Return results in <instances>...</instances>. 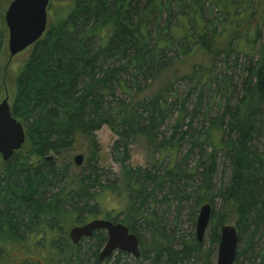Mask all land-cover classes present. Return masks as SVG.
I'll return each instance as SVG.
<instances>
[{"label":"trees","instance_id":"obj_1","mask_svg":"<svg viewBox=\"0 0 264 264\" xmlns=\"http://www.w3.org/2000/svg\"><path fill=\"white\" fill-rule=\"evenodd\" d=\"M206 1L221 13L219 31L216 20L214 26L203 21ZM256 1L74 0L72 6L56 11L55 20L31 46L30 56L16 78L11 108L26 128L23 148L28 150L21 153L20 149L5 161L0 177V264H43L30 257L12 261L7 249L9 245L22 248L21 243L39 235L41 244L48 242L56 250V255L46 257L44 264H103L105 259L100 260L99 255L108 239L104 229L86 237L95 239L93 261L88 251L82 252L81 242L73 243L68 232L71 225L98 218L97 198L101 193L91 192V186L100 185L103 191L110 188L101 182L96 160L89 159L91 170L79 178V188L67 189L69 186L64 184L55 193L45 188L53 184L51 176L58 171L53 164L46 168L52 159L48 154L72 147L79 134L94 136L105 124L119 135L113 151L131 176L127 183L130 202L122 210L124 217L116 216L113 221L124 223L138 235L139 258L149 259L150 264H190L197 258L212 263L213 250H205L204 241L193 235L191 241L183 240L181 247L175 246L155 215L154 204L160 201L156 190L169 179L180 203L183 196H191L185 186L177 183L187 174H194L183 169L174 156L184 141L190 144L186 159L198 147L203 156L194 167L204 168L197 204L211 203V219L220 227L232 207L237 213L239 242L234 264H245L249 251L251 257H264V247L255 251L257 236L264 235V147L259 144L264 135V32L259 25L251 24L257 15ZM244 25L249 29L241 33ZM260 37L263 40L257 46ZM196 50L213 54L225 67L231 62L239 64L235 52L248 57L240 68L239 82L224 73V85L219 86L223 95L220 114L212 116L203 110L200 95L187 123L186 98L179 101L174 88L180 79L177 74L152 95L138 96L149 80L151 89L165 72H177L174 65L180 53L185 57ZM190 77L196 78L195 74ZM176 110V119L168 126L170 135L159 139L161 127L168 124L169 114ZM195 122H201L200 129ZM138 135L160 154L163 152V158L153 163L159 172L164 158L174 156L164 173L127 165L128 144ZM204 145L211 151L206 152ZM219 150L227 153L231 173L214 193ZM34 158L38 163L32 162ZM60 173L69 176L68 168ZM215 194L229 206L221 215L214 214ZM92 199L96 204L90 203ZM146 206L152 208L147 215ZM141 227L153 229L150 241H142ZM212 236L219 243L217 227ZM127 254L118 250L117 260Z\"/></svg>","mask_w":264,"mask_h":264},{"label":"rangeland","instance_id":"obj_2","mask_svg":"<svg viewBox=\"0 0 264 264\" xmlns=\"http://www.w3.org/2000/svg\"><path fill=\"white\" fill-rule=\"evenodd\" d=\"M12 0H0V101L8 98L10 105H12L15 92H16V78L17 75L25 64L27 59L30 56L31 46L25 49L24 51L12 56L9 50V30L6 24L5 15L8 10ZM74 0H51L49 10H48V23L55 20L56 11L64 6L71 5ZM257 15L255 19L251 22L252 27L255 25H259V28L264 32V0H257ZM72 6V5H71ZM204 16L203 21L209 26L211 23L214 26L213 21L216 20L217 31L222 29L220 25V12L211 7L208 1L205 2L204 6ZM248 25H244L240 32H246L248 30ZM206 30L208 28L206 27ZM224 36H222L223 38ZM263 38H257V46H259L262 42ZM242 41V40H241ZM2 43V44H1ZM190 47V46H189ZM214 49V48H213ZM190 51L184 57L182 53H180L178 57V63L174 65L175 70H170L165 72L159 79H157L152 88L148 89L150 84V80L146 84L145 90L142 94L138 96L152 95L153 91L155 92L163 85L167 83V79L176 78L175 75H180V79H178L174 85L175 90L179 93L182 101L186 98V112L187 119L186 122L190 121L192 116V111L195 106V102H197L198 98L202 97V105L203 110H207L210 115L216 116L221 113V99L222 92L219 90V86L224 85L223 78L225 77L224 73L227 75H231L234 78L235 82L240 81V68L241 66L247 62L248 57L244 54L234 53V56H238L239 64L236 66L232 62L230 66L225 67L223 61H221L218 57L215 58L213 54L207 52H201L196 50L195 52ZM170 55H173L171 52ZM222 57V55H221ZM216 60V61H215ZM177 62V61H176ZM175 62V63H176ZM195 74L196 78L191 79L190 75ZM201 74H205L204 77ZM201 78L200 82L197 81V78ZM145 94V95H144ZM125 97L129 98L128 94H123ZM130 99V98H129ZM178 111L176 110L174 114L170 113V118L168 119V124L166 126L161 127L162 133L159 134V139H162L164 136H169L171 133V129L168 127L172 123H174ZM195 126L197 129H200L202 124L201 122H195ZM185 126L183 130H185ZM262 140L260 141V145L264 147V135L262 136ZM119 135L115 133L112 128L105 124L101 129L95 132L94 136H86L79 134L75 143H73L72 147L63 148L58 153L50 152L48 156H51L50 164L48 163L47 167H50L53 164L59 172L63 170V168H68V177L62 176L61 173L58 175H52V179H55L53 184L47 186L45 189L50 193L57 192L61 186L67 184L70 188L77 189L80 187L79 178L84 176L85 173L90 172V168L87 166L89 159H95L96 164L100 170L101 182L104 185L109 186L108 190H102L100 185H92L90 191L91 192H100V196L97 198L100 202V207H98V218H106L113 220V218L124 217V212H122L123 208L127 206L130 202V190L127 189V183L130 180L131 176L128 173L127 169H124L122 164L118 161L116 153L113 151V146ZM130 150V159L127 161V165L132 169L137 168H150L153 172L159 174L164 173L166 171L168 163L171 159L174 160V156L177 161H181V166L183 169L194 172V174H187V176L182 177V179L177 183L186 187V190L190 193V197L183 196V200L180 203V198L174 192V186H172V181H170L169 177L167 179L169 181L165 182L160 188L156 190V194L160 199L159 202L154 204V210L156 211V216L158 221L160 222L161 228L166 230V232L173 238L174 244L177 247L182 246L183 240L191 241L193 235L197 236V220L199 216L200 206L197 204L196 196L199 193V187L202 184L203 179V169L199 168L198 170H194V167L197 165L198 161L203 157L201 155V149L198 147L195 149V153L191 154L187 159L185 158L188 153L190 144L188 142H183L179 147L177 154L175 153L173 158L165 157L162 165L160 166V172L155 168L153 163H156L158 158H163V152L160 154L159 150L155 148V146L150 145V142L142 135H138L131 140L128 144ZM206 152L211 151V147L204 145ZM21 153H25L28 149L24 146L21 148ZM20 150V149H19ZM18 151V150H17ZM84 155V161L82 165H77L75 158L77 155ZM22 155V154H21ZM8 161V160H7ZM38 159H32V162L35 164L38 163ZM5 160L0 155V177L3 175ZM87 167V168H86ZM86 168V169H85ZM89 168V170H88ZM44 171L45 168H44ZM231 173V163L228 158L225 150H219L217 153V170L214 176V193H216L219 188L224 185L227 181L229 175ZM117 186V188H116ZM48 197V196H47ZM213 206H214V214L221 215L223 211L229 206L225 203L224 198L221 196H217V194L213 197ZM91 204H96V200L92 199ZM120 210V211H119ZM235 209L232 207V212L226 217L225 224H234L237 220V213L234 211ZM152 211V208L146 206L145 214L147 215ZM162 222V223H161ZM219 229L221 232V227L217 226L215 220L211 219L209 225L206 229L204 236V249H212L213 257L212 263L216 264L217 256H218V245L219 243L213 241V229ZM219 227V228H218ZM72 225L68 228V232H70ZM152 230L142 228L140 232L142 234V241L147 242L153 238ZM49 235V234H48ZM40 236V235H39ZM39 236H31L30 240L26 243H21L20 246L22 248H15L14 246H8L7 249L13 256L12 261H21L24 257H30L35 259L36 261H40L43 264L45 258L52 255H56V250L54 246L50 243L45 242L47 245L41 244L38 240ZM248 236V235H247ZM49 237V236H48ZM47 237V238H48ZM50 238V237H49ZM95 239L90 238H82L81 249L82 252L85 253L88 251V256L90 257V261H93V242ZM258 243L256 244L258 249L264 247V235L257 236ZM1 241V240H0ZM37 243H36V242ZM43 245V246H42ZM92 248H90V247ZM102 249V248H101ZM256 253V252H255ZM252 251L247 253V259L245 264H264L262 256L257 255L256 257H251ZM118 250L114 252L110 257L106 258L103 264H150L149 259L135 257L131 253L127 255H123V257L117 260ZM17 258L18 260H15ZM194 261V259H193ZM190 264H206L203 258H197V261Z\"/></svg>","mask_w":264,"mask_h":264},{"label":"water","instance_id":"obj_3","mask_svg":"<svg viewBox=\"0 0 264 264\" xmlns=\"http://www.w3.org/2000/svg\"><path fill=\"white\" fill-rule=\"evenodd\" d=\"M51 0H12L5 15L9 30V50L14 56L40 39L47 29L48 9ZM27 138L24 124L12 113L8 98L0 101V154L5 161L19 150ZM77 165H82L84 155L76 156ZM212 213L211 203L201 206L197 220V239L204 240L206 229ZM98 229L107 232L108 239L100 251L99 258L104 260L115 251L122 250L135 257L141 255L140 241L136 233L122 222H114L106 218H96L70 230L73 243L90 237ZM239 232L234 224L221 227L218 256L216 264H234L238 254Z\"/></svg>","mask_w":264,"mask_h":264},{"label":"flooded vegetation","instance_id":"obj_4","mask_svg":"<svg viewBox=\"0 0 264 264\" xmlns=\"http://www.w3.org/2000/svg\"><path fill=\"white\" fill-rule=\"evenodd\" d=\"M2 156V154H0Z\"/></svg>","mask_w":264,"mask_h":264},{"label":"bare ground","instance_id":"obj_5","mask_svg":"<svg viewBox=\"0 0 264 264\" xmlns=\"http://www.w3.org/2000/svg\"><path fill=\"white\" fill-rule=\"evenodd\" d=\"M88 222V221H87ZM108 237V236H107Z\"/></svg>","mask_w":264,"mask_h":264}]
</instances>
